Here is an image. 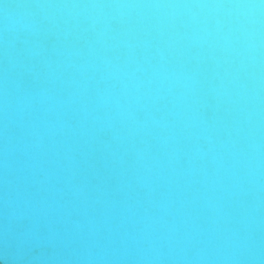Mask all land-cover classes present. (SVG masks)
<instances>
[{
  "label": "clouds",
  "instance_id": "obj_1",
  "mask_svg": "<svg viewBox=\"0 0 264 264\" xmlns=\"http://www.w3.org/2000/svg\"><path fill=\"white\" fill-rule=\"evenodd\" d=\"M0 264H264V0H0Z\"/></svg>",
  "mask_w": 264,
  "mask_h": 264
}]
</instances>
